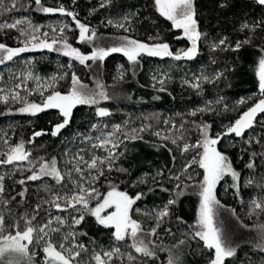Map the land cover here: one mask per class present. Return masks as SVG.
Returning <instances> with one entry per match:
<instances>
[{
	"label": "snow or ice",
	"instance_id": "obj_1",
	"mask_svg": "<svg viewBox=\"0 0 264 264\" xmlns=\"http://www.w3.org/2000/svg\"><path fill=\"white\" fill-rule=\"evenodd\" d=\"M77 0H72L71 6H65L60 0H56V6H48L47 0H28L27 4L21 0H0V17L13 11H28L32 4L33 9L46 15H59L70 18V22L61 21L56 25H48V30H43V25L34 24L29 17L16 18L11 22H0V32L16 30L17 47L8 46L0 42V65L14 61L23 53L43 51L57 52L70 61L92 69L93 65L101 66L103 62L113 54H120L126 58L129 65L125 69L120 65L117 69V81H122L131 71L134 76L136 69L141 67L144 57L171 59L174 61H192L200 54V44L207 38V33L200 30L195 0H153L154 7L161 17L171 22L173 29L179 30L177 40L188 41L189 46L172 50L170 44L163 41L157 35L149 36L147 40H140L130 35L133 29L134 17L138 13H127L118 19L108 18L102 21L105 27H113L124 35L105 37L98 33V29L81 19L75 5ZM112 0H100L99 8H107ZM257 6L264 8V0H253ZM225 5H221L224 7ZM97 8L89 10L93 15ZM87 18H85L86 20ZM74 25V27H73ZM240 32H247L242 40L230 41L228 36H220L209 44L210 51H240L245 45L252 46L254 41L262 43L255 47L259 52L255 75L258 79L259 98L244 111L239 118L222 127L216 133L212 132L213 124L205 120L187 121L182 119L177 125L172 120H164L168 125V131H153L152 135L158 137L169 152L173 164L176 162V154L171 144L184 158L180 169L173 172L172 169L158 170L151 177L157 185L156 189L149 188L148 192L159 190L169 193V199L158 207L141 209L135 207L143 200L146 193L138 191L134 195L121 190L118 182H114L112 173H127L128 169L118 162L128 151L127 144L136 140H143V133L151 128V124H142L139 128L130 126L128 121L124 124H109L106 118L112 116L109 108L101 106L113 97L108 92V86L102 82L99 75L93 76L94 87L85 84L80 76L72 71L73 64L68 63L67 71L53 74L50 77H41L31 70V62L28 69L22 71L19 76L12 74L11 86L0 87V103L5 105L19 104L15 109L18 114L36 116L47 110H56L61 117L60 122L55 123L51 131L37 130L29 138L28 143H35V139L50 134L57 137L63 129L70 126L74 109L78 106L94 108L97 122L89 125L86 133H75L79 140L75 150L68 148L67 144L61 158L56 156L33 157L30 149L26 148L25 141L21 140L11 144L6 134L0 135L4 149L0 150V167L12 166L11 174L21 173L22 178L17 181L22 190L17 192L22 200L28 191L29 182L50 180L41 184V189L47 194L41 198L32 208L31 212H23L19 216L10 208L12 201L4 197L5 177L0 174V264H36V256L42 253L41 264H156L159 252L167 253L166 264H184L183 257L192 249V242H202L201 252L210 253L207 264H226V261L235 259L237 248L232 247L224 238L222 227L217 220V210L223 205L217 198V187L225 182V191L231 189L234 196L244 203L243 192L246 188H258L259 192L251 196L248 207L250 215L264 214V174L259 177H244L232 163L230 157L219 150L218 145L224 140L244 141L249 147L261 144L264 147V137L255 133L257 126L264 128V120L259 119L264 114V36H257L258 31H264V18L259 20H245L240 24ZM69 32H77L76 41L79 44L91 46L90 53L82 52L69 42ZM113 40L107 47L101 41ZM91 62V63H89ZM216 63L215 58L210 61ZM224 75L223 72H215L212 75L201 70L200 74L193 73L191 78L187 74L182 79L183 86L190 87L197 95H202L205 84H212ZM3 77L0 76V80ZM68 80L66 91H61V81ZM155 82L153 87L157 91L165 92L166 83L171 80L168 73H155L152 76ZM29 81L34 87H29ZM23 93V94H22ZM38 95L39 102L30 100L29 97ZM159 99V97H154ZM238 104H245V98ZM220 105L218 111L215 107ZM229 110L224 97L215 100H205L203 105L191 109L187 115L215 113L220 115ZM8 109V113H12ZM4 113H0L3 115ZM178 116L183 114L177 113ZM190 125V127H186ZM194 130L195 141L188 134ZM95 133V135H93ZM247 134V135H246ZM68 140L67 143H74ZM154 147L156 145H153ZM235 147V144H232ZM248 152V148L244 149ZM242 158V157H241ZM257 158L264 161V151L251 152L244 167L250 173H255L258 168ZM61 161L63 166H61ZM26 165V167H25ZM195 167L202 173L195 172ZM192 170V171H190ZM27 172V175L24 173ZM147 176V174H145ZM196 176H202L196 180ZM230 178V183L226 180ZM103 178L107 182V189L101 192L97 184ZM161 179H167L174 183V188L163 186ZM147 183L145 178L132 183L131 187ZM192 187L199 197V208L193 223L187 224L182 217L176 216L179 224H186V230L174 231L165 224L172 216L173 206L179 198L185 194V189ZM233 215L235 209H231ZM43 213L42 220L38 221ZM138 214L143 219L134 218ZM94 218L95 222L104 229H110L112 244L108 247L97 245L94 239L89 243L82 241V237H88V233L82 231L80 226L84 224L86 217ZM10 219V222L8 221ZM163 228V234L161 229ZM264 233V225H260ZM165 237H171L173 243L165 245ZM260 252H264V242L256 246ZM39 249V253L36 251Z\"/></svg>",
	"mask_w": 264,
	"mask_h": 264
},
{
	"label": "trees",
	"instance_id": "obj_2",
	"mask_svg": "<svg viewBox=\"0 0 264 264\" xmlns=\"http://www.w3.org/2000/svg\"><path fill=\"white\" fill-rule=\"evenodd\" d=\"M65 6H71L72 0H60ZM21 3L27 4L28 0H21ZM100 0H77L75 5L79 12V19L96 27L99 34L105 37L124 35L122 31H118L113 27H105L102 21L108 18L118 19L127 13H138L134 17L133 31L129 33L140 40H147L149 36H159L160 39L170 44L173 51L179 48L189 46L188 41L176 37L180 35V31L173 29L171 22L161 17L156 11L153 0H112V3L107 8H99ZM225 5L221 7V5ZM48 6H56V0H47ZM197 18L199 21L200 30L207 33V38L200 44V54L192 61H174L171 59H158L144 57L141 67L136 69V74L133 76L131 71L124 77L122 81L114 79L117 76V69L120 65H124L125 69L129 68L126 58L120 54H113L108 57L101 66L93 65L92 69L80 65L78 62L70 61L68 57L57 52H49L47 50L34 51L21 54L14 61L8 62L5 65H0V87L11 86L13 82L11 76L15 73L17 76L22 71L28 69V64L31 62V70L41 77H50L53 74L67 71L65 67L68 63L73 64L72 71H75L81 80L88 84L89 87H94L93 76L99 75V78L108 86V92L113 99L104 102L101 106L107 107L113 113L112 116L106 118L109 124H124L128 121L130 126L139 128L142 124H151V128L144 132L143 140H136L127 144L128 151L118 162L121 166L128 169L127 173H112L111 176L114 182H118L121 190L128 191L130 194H135L138 191H143L146 196L139 201L135 207L141 209H152L158 207L169 199V193L159 190L148 192L149 188L156 189L151 177L158 170L172 169L176 172L180 169L184 158L180 157L179 152L173 148L176 154V162L173 164L169 152L164 147H160L162 142L158 137L152 135L153 131H168V125L164 124V120H172L177 125L181 120H205L213 124L212 132L216 133L222 130V127L236 118L251 107L259 98L258 79L255 75L259 52L255 45L262 43L261 40L254 41L252 46L245 45L240 51H210L209 44L220 36H228L230 41L242 40L247 32H240V24L245 20H259L264 18V8H261L253 3V0H195ZM32 4L28 11L20 10L13 11L0 17V22L8 20L11 22L16 18L29 17L34 24L43 25V30H48V25H56L61 21L70 22V18L57 15H46L36 12ZM97 8L93 15H89V10ZM85 18H87L85 20ZM74 27V25H73ZM69 42L74 47H78L84 53H90L91 46L79 44L76 41L77 32H69ZM19 33L16 30H5L0 32V42L11 47H17V37ZM257 36H264V31H258ZM102 45L107 47L113 43L111 39L101 41ZM215 58L216 63L210 61ZM91 63V62H89ZM203 70L206 74L212 75L215 72H223L224 75L212 84H205L202 95H197L190 87L183 86L181 81L187 74L191 78L193 73L197 75ZM168 73L171 76L165 87V92L157 91L153 87L152 79L155 73ZM29 87H34L33 82L29 81ZM68 80L60 82L59 89L66 91ZM23 94V93H22ZM224 97V102L228 104L229 110L222 112L220 115L215 113L198 115L197 117L188 116L187 113L194 108L203 105L205 100H215L217 97ZM159 97V99H154ZM245 98L247 103L238 104L237 102ZM30 100L39 102L40 97L33 95ZM19 104L5 105L0 103V135L6 134L7 139L11 144H16L19 141H25L26 148L30 149L33 157H45L50 159L53 156L61 158L67 144L68 148L75 150L79 140L75 138V133H86L89 131V125L96 123L94 108L87 106H78L74 109L73 119L66 129H63L57 137H52L50 134L43 135L35 139V143L29 144L28 140L34 131L46 130L51 131L52 126L60 122L61 117L56 110H47L39 113L36 116L27 114H18L15 109L19 108ZM219 111L221 106H215ZM13 111L8 113V109ZM177 113L183 114L178 116ZM259 119L264 120V114H261ZM186 127L190 125L186 124ZM255 133L258 136L264 137V128L256 127ZM192 140L195 141L196 134L194 130L188 133ZM95 135V133H93ZM247 135V134H246ZM68 140H74V143L68 144ZM264 143V142H262ZM235 144V147L232 146ZM153 145H156L155 147ZM219 150L225 152L232 160L233 166L241 171L245 178L249 176L259 177L264 174V161L257 158L259 165L255 173H250L244 167L249 159L251 152L264 151L261 144H253L250 147L239 140H224L218 145ZM248 148V152L244 149ZM4 146L0 142V150ZM242 157V158H241ZM61 166H63L61 161ZM26 167V165H25ZM192 171V170H190ZM12 166L0 167V174H7L5 177V194L6 199L11 200L15 196L16 200L12 201L10 208L13 213L19 216L27 211L31 212L32 208L41 198H46L47 194L42 191L41 184L47 182L52 184L50 180L29 182L27 185L28 191L25 198L22 200L17 196V192L22 190V186L17 183L22 178L21 173L16 172L11 174ZM195 172L202 173V170L195 167ZM28 173L25 172L24 175ZM147 174V176L145 175ZM141 178H145L147 183L138 184L137 187L130 185ZM202 176H196V180ZM228 183L230 178L226 177ZM164 187L173 189L174 183L167 179H161ZM101 192L106 191L107 182L101 178L97 184ZM225 182H221L217 187V198L220 200L223 207L217 210V220L219 221L224 238L232 247L237 248L236 258L226 261V264H264V252H260L256 247L257 244L264 242V233L260 230V225H264V214L250 215L248 201L251 196L259 192L258 188H246L243 192L244 203L237 199L233 191L229 189L225 191ZM199 208V197L195 194L192 187L185 189V194L181 196L173 206L172 216L165 224V227H171L174 231H185L187 225L177 223L175 217H182L187 224H191L196 219V214ZM231 209L236 210L233 215ZM43 213L38 221L42 220ZM134 218L143 219L138 214H134ZM11 218H8L10 222ZM82 231L88 233V237H82V241L89 244L91 239L96 241L97 245L108 247L112 244L110 229H104L99 226L94 218L86 217L84 224L80 226ZM163 234V228L160 230ZM165 245L173 243L171 237H165ZM202 242L193 241L192 249L183 257L184 264H207L210 253L207 251L201 252ZM39 253V249H36ZM159 259L156 264H166L167 253L159 252ZM36 264H41L42 253L36 256Z\"/></svg>",
	"mask_w": 264,
	"mask_h": 264
},
{
	"label": "rangeland",
	"instance_id": "obj_3",
	"mask_svg": "<svg viewBox=\"0 0 264 264\" xmlns=\"http://www.w3.org/2000/svg\"><path fill=\"white\" fill-rule=\"evenodd\" d=\"M21 264H23V262H21Z\"/></svg>",
	"mask_w": 264,
	"mask_h": 264
}]
</instances>
